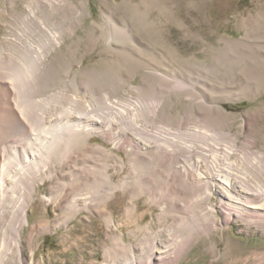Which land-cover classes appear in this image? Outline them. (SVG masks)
Here are the masks:
<instances>
[{
	"label": "rangeland",
	"instance_id": "1",
	"mask_svg": "<svg viewBox=\"0 0 264 264\" xmlns=\"http://www.w3.org/2000/svg\"><path fill=\"white\" fill-rule=\"evenodd\" d=\"M18 40L43 56L42 97H81L86 111L70 106L85 136L39 169L34 190L29 179L1 201L0 264H147L160 243L186 240L155 264H264V222L227 216L222 188L209 195L191 175L232 167L264 184V0H0V52ZM4 89L0 161L27 137L2 125ZM88 115L123 116L122 129L101 133ZM84 193L89 206L74 210Z\"/></svg>",
	"mask_w": 264,
	"mask_h": 264
},
{
	"label": "bare ground",
	"instance_id": "2",
	"mask_svg": "<svg viewBox=\"0 0 264 264\" xmlns=\"http://www.w3.org/2000/svg\"><path fill=\"white\" fill-rule=\"evenodd\" d=\"M59 39V37L55 36L54 38L48 37L45 40L43 39V41H45L46 44L55 46ZM4 46H6L5 49L8 51L0 52V61L3 67L2 70L0 69V77L3 79H0V82L5 87L4 90L9 94V101H7V104H9L11 112L8 110L6 112L4 111L3 113H7L9 119L1 122L5 127L13 126V128H16V130H18L16 135L22 132L24 133L25 131L27 137L26 141H21L16 144L13 143L2 150L3 158L2 161H0V203L4 201L5 198L7 202L13 200L14 195L12 193L19 192V190L22 191L21 185L25 183L26 180H32V189L34 190L38 183L37 173H39V169L54 159L59 148L63 147L64 149H61L67 152L66 150L74 143L79 133L85 136L82 129L83 127L78 125L77 121H75V119L79 117L75 118V113L72 112L73 109H71L70 105L74 104L80 106L83 111L87 110V108L82 106V101L80 103L77 102L80 101L81 97L79 99L73 97L69 98L64 92H59L58 94H56L57 92L52 93L46 97H42V94L40 95L39 91L43 88L45 75L46 79L48 76L47 69L43 67V56L39 53V49L30 46L24 40H21V42L18 40ZM58 98L63 102L67 98L69 102H64L65 107L60 105L53 110L43 105L49 102L53 104ZM3 108L5 107L3 106ZM118 114L124 115V112L119 111ZM88 117L93 118L85 119L86 122L90 123L89 128L98 126L103 130L101 133L105 134L108 128L111 130L122 129L119 121L123 120V116L113 115V119L105 117L95 118L89 115ZM114 120L117 121V123H115ZM131 124L134 125L132 122L129 123V125ZM113 125L116 127L113 128ZM136 140L137 142H141L140 139L136 138ZM116 143L118 146L124 144L121 139ZM148 144L152 143L148 141ZM156 146L163 151L162 153L164 155H167L170 151L163 145L159 144ZM185 146L189 148L190 152L196 149L195 145H191V143L188 142H185ZM198 148L200 149V147H197V149ZM131 149H135L134 146L133 148L131 147ZM170 149L173 151L171 152L173 154L177 150ZM197 149L196 152H199ZM66 154H68V152ZM203 156L206 157L205 154H203ZM215 160L214 163L217 162V159ZM199 162L200 161L196 162L198 164H196L197 167L200 164ZM263 169L264 168L261 166V172H264ZM178 170L182 171L180 168H178ZM191 175L196 177V181L208 185L209 188L207 187V189L209 190V195L213 194L218 188H222L220 190L224 191V195L219 194V196L221 201H223L224 213L227 214V216L243 217L245 220L247 219L255 223L259 221L264 222V184H257V187H254L252 184L253 182L251 183L249 178H240V176L233 171L232 167L229 169H223L222 167L214 168V171H210L205 177L197 173ZM33 181H35L36 184ZM216 181L221 184L220 187L215 185ZM104 189L107 188L104 187ZM88 196V193H84L80 196L81 198L76 197L74 200V207L76 209L74 210L78 211L79 209L88 207L90 202ZM225 203L228 205L232 204L233 208L231 209L225 206ZM15 204L18 205L17 208L22 215V217L20 216L22 221L26 223L28 220L27 202L23 204V202L21 203L17 200ZM215 207L216 206H214V209ZM220 208L221 206H219V209ZM259 214L262 218L256 217ZM213 219L216 221L215 215ZM21 227L22 224L18 229L20 230ZM188 242L189 240H186L182 242L180 246H176V248L160 243L153 251H148L149 256L147 264H155L157 260L162 261L163 258L171 260L179 259ZM15 243L17 244L16 246L20 245L19 237L15 240Z\"/></svg>",
	"mask_w": 264,
	"mask_h": 264
}]
</instances>
